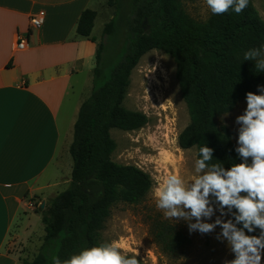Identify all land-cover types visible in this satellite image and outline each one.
Instances as JSON below:
<instances>
[{
	"label": "trees",
	"instance_id": "1",
	"mask_svg": "<svg viewBox=\"0 0 264 264\" xmlns=\"http://www.w3.org/2000/svg\"><path fill=\"white\" fill-rule=\"evenodd\" d=\"M191 1L107 0L113 16L103 27L105 42L96 47L90 94L73 125L68 187L35 211L41 215L43 241L37 254L31 260L22 259L21 264H52L53 255L63 260L103 243L101 232L111 208L119 203L138 204L152 188L149 174L112 161L116 144L110 135L111 130L135 131L147 123L143 113L128 110L123 101L132 70L151 50L167 54L175 64L189 117L177 137L178 147L195 148L197 158L198 148L206 144L214 149L212 163L218 160L229 168L240 162L229 128L217 119L246 100L247 92L260 94L257 86L264 85V71H256L253 61H244L243 53L264 44V21L249 0L239 15L229 10L197 22L183 7ZM95 18V11L84 10L76 34L95 42L91 36ZM120 37L119 59L108 67L104 53ZM153 237L170 255L190 245L183 232L164 221L154 223Z\"/></svg>",
	"mask_w": 264,
	"mask_h": 264
},
{
	"label": "crops",
	"instance_id": "2",
	"mask_svg": "<svg viewBox=\"0 0 264 264\" xmlns=\"http://www.w3.org/2000/svg\"><path fill=\"white\" fill-rule=\"evenodd\" d=\"M95 2L0 0V264H21L37 252L29 199L54 197L46 191L61 178L79 107L91 90L96 43L78 36L76 25ZM39 11L43 23L32 30L29 18ZM17 34L27 37L23 50L16 49ZM15 241L34 250L12 252Z\"/></svg>",
	"mask_w": 264,
	"mask_h": 264
},
{
	"label": "rangeland",
	"instance_id": "3",
	"mask_svg": "<svg viewBox=\"0 0 264 264\" xmlns=\"http://www.w3.org/2000/svg\"><path fill=\"white\" fill-rule=\"evenodd\" d=\"M250 2L260 19L264 21V0H250ZM183 7L185 12L197 22H205L211 15L204 0L184 2ZM90 8L97 12L91 32L97 47L98 43L105 42L102 38V30L113 16V9L107 6V0H96ZM122 40L123 38L120 37L118 42L107 47L104 56L108 60V67L114 66L119 59L118 54ZM94 66L95 57L92 70ZM90 79L91 89L92 72ZM87 92L86 97L90 94V91ZM123 106L128 110L143 113L147 117V123L135 131L111 130L110 135L116 144L111 159L116 164L133 165L146 172L151 177L153 186L140 203H119L111 208L110 215L101 232V241L103 243L115 241L121 251L127 255L138 253L137 257L144 264H224L226 260H232L234 254L227 242L216 239L220 232L219 227L209 234H201L198 231L190 233L188 222L164 219L153 199L152 192L156 186L157 178H162L166 174H177L185 180H190L193 176V165L196 159L195 148L183 150L177 144V137L188 125L189 117L186 106L180 97L175 76V64L167 54L151 50L140 58L131 72L130 84ZM245 108L246 100L238 103L230 113L217 119L219 125L229 128L235 147L237 146L239 128L235 120L238 115L243 114ZM60 166L61 178L58 179L57 186L48 189L46 194L51 192L56 196L68 187L66 169L69 166V170H71L72 167V160L68 152L64 155ZM51 196L35 195L29 199V202L34 211H37L42 205L43 207L47 205ZM30 215L35 222L34 236L39 242L37 243L38 247H40L44 236L41 217L37 212ZM214 219L215 217H213ZM158 220L171 224L189 238L190 245L184 252L170 255L155 242L153 225ZM259 233L260 230L257 229L248 234L259 235ZM27 244L15 241L8 247L12 252L25 255L28 248L34 250ZM25 249L26 251H24ZM32 254L33 257L36 255L34 252ZM33 257L28 259L31 260Z\"/></svg>",
	"mask_w": 264,
	"mask_h": 264
},
{
	"label": "clouds",
	"instance_id": "4",
	"mask_svg": "<svg viewBox=\"0 0 264 264\" xmlns=\"http://www.w3.org/2000/svg\"><path fill=\"white\" fill-rule=\"evenodd\" d=\"M204 3L213 15L229 10L239 15L248 7L249 0ZM243 60L253 61L256 71H264V44L246 50ZM257 87L260 94L246 93V108L235 120L239 128L234 150L240 162L229 168L218 160L212 163L214 149L205 144L198 148L190 180L166 174L156 179L152 192L164 219L188 222L190 233L209 234L219 227L216 239L226 241L234 254L224 264L264 261V85ZM257 229L259 235L248 234ZM137 255L123 253L111 241L83 248L63 260L53 255L51 260L52 264H140Z\"/></svg>",
	"mask_w": 264,
	"mask_h": 264
},
{
	"label": "built area",
	"instance_id": "5",
	"mask_svg": "<svg viewBox=\"0 0 264 264\" xmlns=\"http://www.w3.org/2000/svg\"><path fill=\"white\" fill-rule=\"evenodd\" d=\"M43 12L39 11L36 14H33L29 18V27L32 30H38L43 23ZM27 47V37L26 35L17 34L16 35V49L23 50Z\"/></svg>",
	"mask_w": 264,
	"mask_h": 264
},
{
	"label": "water",
	"instance_id": "6",
	"mask_svg": "<svg viewBox=\"0 0 264 264\" xmlns=\"http://www.w3.org/2000/svg\"><path fill=\"white\" fill-rule=\"evenodd\" d=\"M42 207H43V205H42Z\"/></svg>",
	"mask_w": 264,
	"mask_h": 264
}]
</instances>
